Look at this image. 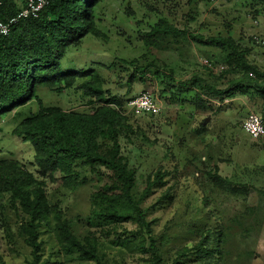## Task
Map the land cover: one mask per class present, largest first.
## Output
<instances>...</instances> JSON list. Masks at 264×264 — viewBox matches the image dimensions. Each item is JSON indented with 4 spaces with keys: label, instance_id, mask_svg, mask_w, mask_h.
Instances as JSON below:
<instances>
[{
    "label": "trees",
    "instance_id": "1",
    "mask_svg": "<svg viewBox=\"0 0 264 264\" xmlns=\"http://www.w3.org/2000/svg\"><path fill=\"white\" fill-rule=\"evenodd\" d=\"M103 1L46 0L36 16L18 19L9 34L0 35V115L14 112L19 121L12 133L30 141L34 149L31 167L18 158L0 156V232L11 249L22 251L27 264H60L70 257L87 264H106L111 244L149 253V264H244L252 257V250L236 253L237 243L252 241L260 224L257 216L264 209L263 200L257 208L236 213L227 222L217 216L210 222L214 214L210 213V192L205 189L188 199L189 203H195L192 210L196 214L187 232L197 235L198 241L180 246L175 257L166 260L167 249L158 241L167 237L155 233V221L148 218L151 208L144 206V200L154 188L167 184V175L173 176V172L180 170L177 164L171 171L158 170L153 178L149 175L147 187L137 195L138 170L131 166L130 157L125 154V143L134 137L144 138L146 133L143 125L134 126L124 110L137 96H128L132 84L153 80L147 77L148 71L154 72V78L168 77L164 83L171 94L165 95V88L162 95L166 100L190 105L189 118L218 113L224 106L216 100L223 101L236 94L261 99L264 106V67L248 59L250 48L242 43V37L234 36L230 27L204 36L190 32L186 24L178 26L159 13L156 20L148 23V30L142 32L138 27L146 48L159 52L177 50L181 54L186 43L195 41L210 48L211 57L219 55L224 63L222 71L219 75L210 71L205 78L194 74L178 80L173 69L170 74H164L155 62L142 64L136 58L122 59L121 68L130 71L128 89L122 96L106 87L108 78L95 69L62 65L65 56L83 38L103 34L96 25L98 7ZM200 1L207 0H187V3L193 7ZM156 3L158 0H152V5ZM23 4L0 0V21L8 22L16 17ZM126 6L129 18L134 11ZM187 15L196 19L192 14ZM140 23L134 22L135 26ZM249 39L254 41L253 37ZM115 66L116 62H112L108 68ZM211 76L227 77L228 86L220 88ZM43 89L58 95L66 90L80 91L90 109L66 110L45 103L40 95ZM160 112L161 108L155 113H142L145 125L151 128L153 118ZM261 113L264 120L263 109ZM191 132L199 141H205L207 118H201ZM186 159L184 165L194 163L209 189L218 187L237 197L248 192L251 185L248 181L220 174L211 152L207 151L203 164L197 158ZM211 162L215 163L210 166ZM86 185L97 187L89 194V211L84 216L72 217L68 211L70 193ZM263 193L261 190L260 195ZM174 196L169 189L159 202L170 203ZM253 214L255 218L251 220ZM126 222L136 223L137 231L119 232L118 226ZM81 224L84 230L79 228ZM48 247L51 251L45 257Z\"/></svg>",
    "mask_w": 264,
    "mask_h": 264
},
{
    "label": "rangeland",
    "instance_id": "2",
    "mask_svg": "<svg viewBox=\"0 0 264 264\" xmlns=\"http://www.w3.org/2000/svg\"><path fill=\"white\" fill-rule=\"evenodd\" d=\"M15 1L18 4L23 3V0ZM126 5L134 11L129 18ZM159 13L168 16L178 26L182 27L186 24L190 32L201 33L204 36L230 27L234 36L242 37V43L250 48L248 59L264 67V0H207L200 1L193 7L187 3V0H158L155 5H152V0H105L98 7L99 15L96 21L97 27L103 34L99 37L88 35L83 38L80 45L65 56L62 61L63 67L75 65L78 68H93L108 78L106 87L122 96L127 92V77L130 74V71L121 68L122 59L136 58L142 64L155 62L164 74H170L173 69L178 80H186L194 74L202 75L204 78L209 77L210 71L219 75L224 64L219 55L211 57V49L195 41L186 43L181 54L177 50L159 52L145 47L140 40L138 27L142 32L148 30V23L156 20ZM187 13L192 14L196 19H190ZM136 20L141 21L139 26H135ZM250 37H253L254 41H250ZM112 62H116V66L108 68ZM152 73L154 72L148 71L147 77H152L153 80L149 79L147 84L139 81L133 83L132 91L128 96H136L142 90L148 89L160 103L161 112L155 115L152 127L149 128L145 125L146 120L141 116L142 113L137 112L130 105L127 106L124 114L135 127L138 124L143 125L146 135L145 139L134 137L131 142L125 143L127 148L125 154L129 155L131 166L138 170L135 188L138 196L147 187L149 175L153 178L156 171H171V168L178 164L180 172L172 171L175 175L165 177L167 184L154 188V192L144 200V206L151 208L148 218L155 221V233L159 237H167H161L162 240H159L158 244L167 249L165 258L171 261L180 246L193 245L199 239L197 235L187 232L196 214L192 210V204L195 203L188 202L193 194H199L204 189L210 192L212 211L204 207L205 211L214 214L209 218L210 222H213L216 216L227 222L232 215L245 213L249 208L255 209L261 200L264 202V193L260 195L261 190L264 192V134L259 138H252L242 126L248 113L254 111L262 114L264 106L261 99H252L249 94H236L223 101L216 100L217 104L224 106L218 113L207 112L198 114L196 118L192 115L193 118H189L190 105L187 103L180 105L176 101L165 99V95L171 94L169 91L171 89L164 83L168 77L154 78ZM211 78L220 88H226L229 84L225 76H211ZM165 88V95H162L161 92ZM40 95L45 103L57 104L66 110L90 109L85 105V100H82L81 92L74 89L66 90L62 95L43 89ZM201 118H207L208 134L204 137L205 141H199L191 132ZM18 121L19 118L14 116V112L0 115V156L18 158L31 167L29 162L34 159L32 143L12 133ZM122 141L124 143L125 140ZM207 151L215 156L222 176L246 180L251 184L246 195L233 196L214 186L209 189L200 172L195 170L194 163L184 165L187 157L194 160L197 158L203 164ZM214 163L211 162L210 166ZM95 189L96 186L86 185L75 192H69L70 216H84L88 213L89 194ZM169 189L175 194L173 201L159 202ZM252 216L251 220L255 218L254 214ZM257 218L260 224L252 241L237 243L236 253L244 249L252 250V257L244 264H264V209ZM79 226L84 230L82 224ZM206 226L212 227L208 224ZM137 229L138 225L134 222H126L118 226L119 232L137 231ZM50 251L48 247L45 257ZM107 252L106 264H149L150 262L149 253L138 252L136 249L120 248L111 244ZM0 264H27L22 251L18 248L11 249L7 238L1 232ZM60 264H87V262L70 257L61 260Z\"/></svg>",
    "mask_w": 264,
    "mask_h": 264
},
{
    "label": "built area",
    "instance_id": "3",
    "mask_svg": "<svg viewBox=\"0 0 264 264\" xmlns=\"http://www.w3.org/2000/svg\"><path fill=\"white\" fill-rule=\"evenodd\" d=\"M24 4L16 17L11 18L8 22L0 21V35H7L11 31L12 24L18 19L25 18L30 15L36 16L38 12L45 6L46 0H23ZM206 62L209 63L208 60ZM223 67L221 66V69ZM129 105L137 112L155 113L160 111L161 105L156 100L155 95L150 90H142ZM243 129L252 137L259 138L264 134V120L259 113L251 111L243 121Z\"/></svg>",
    "mask_w": 264,
    "mask_h": 264
}]
</instances>
